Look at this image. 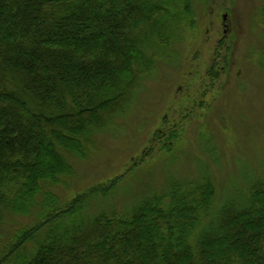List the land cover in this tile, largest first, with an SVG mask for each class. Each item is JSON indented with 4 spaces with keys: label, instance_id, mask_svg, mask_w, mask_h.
I'll return each mask as SVG.
<instances>
[{
    "label": "trees",
    "instance_id": "16d2710c",
    "mask_svg": "<svg viewBox=\"0 0 264 264\" xmlns=\"http://www.w3.org/2000/svg\"><path fill=\"white\" fill-rule=\"evenodd\" d=\"M190 4L0 0V222L33 218L0 244V264H264V180L219 209L210 180L172 181L129 212L92 217L88 201L116 179L58 194Z\"/></svg>",
    "mask_w": 264,
    "mask_h": 264
},
{
    "label": "rangeland",
    "instance_id": "374dc122",
    "mask_svg": "<svg viewBox=\"0 0 264 264\" xmlns=\"http://www.w3.org/2000/svg\"><path fill=\"white\" fill-rule=\"evenodd\" d=\"M190 3L169 29L170 46L147 50L153 68L94 129L86 158L72 160L73 176L58 190L63 202L117 182L88 201L86 216L129 212L172 181H212L219 209L244 202L264 180V0ZM32 223L5 215L0 244Z\"/></svg>",
    "mask_w": 264,
    "mask_h": 264
}]
</instances>
